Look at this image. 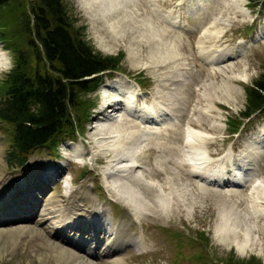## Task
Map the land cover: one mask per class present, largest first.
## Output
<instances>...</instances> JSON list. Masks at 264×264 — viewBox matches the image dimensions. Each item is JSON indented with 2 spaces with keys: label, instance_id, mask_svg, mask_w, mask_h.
I'll return each mask as SVG.
<instances>
[{
  "label": "rangeland",
  "instance_id": "obj_1",
  "mask_svg": "<svg viewBox=\"0 0 264 264\" xmlns=\"http://www.w3.org/2000/svg\"><path fill=\"white\" fill-rule=\"evenodd\" d=\"M85 1L87 0H62L64 9L73 22L71 30L79 32L94 53L121 55L117 63L118 69L101 74L102 80L97 83L95 89L82 91L78 95L77 107L71 108L76 128L71 143L63 139L59 142V138L54 139L56 140L53 141L54 144H45L34 149L28 155L29 161L28 159L23 161L22 168L7 163V151L11 144L10 126L0 120V176L7 170L8 175L11 172H15L16 175L11 174L9 178H3L2 181L0 179V185L17 179L22 171L29 170L33 165L40 167L47 161L57 163L61 166V170H65L58 184L52 181L51 186L45 188L47 196L56 198L54 208H59V212L68 203L69 196L65 199L67 189L79 190L84 195L82 197L88 195L97 200L107 199L106 196L109 193L105 191L103 180L98 177L97 172H102V177L106 181L105 185L108 186V182L112 179L108 177L110 181L107 180L105 171L110 163L108 161L110 152L107 156H104V153L102 156L100 151L99 154L94 153L97 150L95 146L97 136L93 125L99 119L103 120L105 114L117 115L119 124L126 118L123 122L126 136H121L118 140L120 143L122 141L126 143V148L131 147L128 145L133 143L132 139L141 130H151L150 133L144 131L145 141L141 143L144 146L135 151V161L140 164L138 172L143 171L144 177L152 178L151 183H156L150 191H147L151 204L147 201L146 209L143 208L144 213L137 217L117 196L114 205L108 210L113 215V220L115 217L118 221L130 218V225L127 226L123 222L114 224V221H110V215H104L103 211L96 208L92 199L83 201L82 197L77 198L76 202L70 206L71 214H76V219L74 217L76 223L73 225L69 221L64 226L82 230L75 232L76 241L71 239L69 234L61 237L66 238L65 245L59 236L53 234L54 225L51 223L60 222L64 218L63 215L58 217V213L55 215L45 213L43 210L46 204L45 197L42 199L40 194H35L36 188L28 190L34 176L31 179L28 176L26 178L28 183L25 182L22 186L25 190L24 198H26L24 207L27 208L15 209L12 205L19 199L17 190H14L13 197L10 195L7 198L1 195L2 186H0V211H15L13 218L7 216L5 220H0V230L7 229L11 232L9 235L0 234V264H78L79 261L84 264H113L116 259H122V262L118 264H240V262L248 263L249 260L252 261L251 264H264V198L254 202L241 191L245 186L243 188L241 186L216 187L211 183L205 184L188 171L175 172L173 165L166 158L170 156L177 158L183 153L178 150V141L182 139L185 131V122L192 119L194 128L202 129L203 135L208 136V139L212 138L200 150L206 151V155L209 153L214 160H220V164L222 161L230 164L233 158L243 160L250 158L252 162L257 160V163L260 160V164L257 165L259 176L264 179V148L261 149L264 146L262 140L264 115L262 110L254 111L251 116L242 117L239 114L247 104L245 86L251 84L252 80L264 70V42H259L253 35L258 19L262 21L264 18V0L260 5L248 0H240L243 5H246L245 10L249 12L245 14L240 8L236 9L231 0H113V9L108 10V14L105 13V20L98 17L95 9L91 11L86 8L83 5ZM171 19L176 20L173 25L168 23ZM215 20L219 21L212 24ZM108 23L111 24L108 25ZM183 27H190L192 30H181ZM206 28L211 32L219 29V33L210 34ZM151 33L154 34L151 35ZM211 45L220 49L216 53L213 52L214 56L222 53L223 59L208 58ZM0 52L1 90L3 89L1 79L12 65L13 58L10 49L4 47L1 41ZM34 63L35 60L29 57L27 60L29 71L34 69ZM38 67L51 72L49 71L51 67L44 60L39 62ZM171 81L175 83L171 84ZM137 85L142 86L140 93H144L145 96H133L129 88L133 91L136 89L138 92ZM124 86L127 87V92H122ZM144 87L145 90L142 89ZM156 87L160 90L162 101L168 104L174 101L173 105L170 104L168 107L172 109L173 114H176V120L165 124L168 125L167 130L165 125L156 122L160 121L157 114L154 123L145 124L141 119L138 123L135 116L131 117L134 113L130 114L131 112L126 109L129 105L149 106L137 109V112L146 116L147 111L155 109L153 104H165L155 99ZM201 93L206 94L205 97H198ZM132 98L136 100L133 104H131ZM103 100L112 102L110 107L108 106L111 110L95 111V107L97 108ZM116 102L121 105L119 111H117L118 107L116 111L113 110L116 108L114 105ZM213 102L216 106L210 107ZM195 107H199L201 111H196ZM153 112L156 113V110ZM148 118L153 119V117ZM238 118L241 119L239 129L242 128L241 126L243 128L238 131L239 133L231 134L229 131L232 127L228 123L231 119L232 123H235L234 120ZM128 119L131 125L126 124ZM167 131L168 133L165 134ZM132 133L133 135L130 136ZM164 140L166 141L164 145H167L165 147ZM67 143V146L71 147L66 148ZM172 143L175 149L178 148L177 151L166 149L170 145L172 149ZM147 145L148 148H146ZM161 145L165 159L159 162L157 158H159L158 154H161L159 153ZM256 146L259 150L252 151L251 149ZM77 147L82 152L81 158L76 157L75 148ZM232 149L236 152L239 149L240 151L233 153ZM165 150L170 152L169 155ZM246 152L249 156H246ZM94 156L98 157L95 159L97 162L93 159ZM70 157L73 161L70 160L69 165H66ZM180 158L185 159L184 154ZM242 159L239 166L244 168ZM225 167L228 169L227 165ZM235 168L232 167L231 170ZM55 178L52 180H56ZM220 178L224 180L223 175H220ZM33 183L36 184V182ZM78 184L80 187H76ZM201 185L206 186L208 190L200 188ZM160 186L164 188L162 192L159 189ZM140 188L143 189V186ZM251 189L250 184L246 187V193H249ZM82 190L86 191L87 195ZM237 190L240 192H232ZM163 194H165L164 197ZM38 197L43 200V205L32 207ZM161 202L164 205L159 207L158 203ZM253 206L263 210L260 217L255 218L251 214ZM223 210L231 213L230 216L238 224L236 238L241 237L243 229L248 232L249 242L252 238L250 234L253 232L256 234L253 247L245 248L244 253L239 251L234 243L227 242L228 239H221L215 234L217 226L221 224ZM133 218L137 221L135 222ZM103 221L105 222L102 223ZM244 226L247 228L249 226V229H245ZM15 228L18 229L11 231ZM118 229L120 234L115 236V231ZM124 230L127 237L121 238ZM78 232L85 233L87 237L81 240ZM58 234L61 236L59 232ZM101 234L103 248L97 254L105 255L106 258L91 259L75 250L74 247H78L82 251L86 250V254H95L96 245L101 241ZM227 234L229 237L230 232ZM127 238L140 243L130 246L125 244ZM92 243L96 245L91 246Z\"/></svg>",
  "mask_w": 264,
  "mask_h": 264
},
{
  "label": "trees",
  "instance_id": "obj_2",
  "mask_svg": "<svg viewBox=\"0 0 264 264\" xmlns=\"http://www.w3.org/2000/svg\"><path fill=\"white\" fill-rule=\"evenodd\" d=\"M72 23L62 0H0V41L13 58L0 90V119L10 126L9 164H21L33 149L71 133V108L80 92L93 89L101 73L118 69L121 55L94 53L79 32H72ZM29 57L35 60L30 71ZM42 60L51 72L38 67ZM245 92L247 104L239 114L262 110L264 115V70ZM234 122L228 123L232 130L241 119Z\"/></svg>",
  "mask_w": 264,
  "mask_h": 264
},
{
  "label": "bare ground",
  "instance_id": "obj_3",
  "mask_svg": "<svg viewBox=\"0 0 264 264\" xmlns=\"http://www.w3.org/2000/svg\"><path fill=\"white\" fill-rule=\"evenodd\" d=\"M241 1L240 0H231V3L236 6V9L240 8L241 11L245 14L248 11L245 10V6L243 5V3H241ZM83 5L86 8H88L89 10H91V11H93L95 9L97 11L98 17H100V19H102V20H105L106 19L105 18V15H106L105 13L108 14V10L112 11V9H113V0H87V1H85V3ZM229 16H227L228 19H229ZM220 17H222V16H220ZM216 21H219V20L212 21V24H214L213 22H216ZM174 22H176V20H174V19H171L169 21V23H174ZM110 24L111 23H108V25H110ZM149 24H150V22H149ZM114 28H115V26H114ZM221 28H223V27L221 26ZM204 30H205V28H204ZM218 31H219V29H217V31H214V32H211V31H209V32H210V34H212V33H215V32L217 33ZM220 32H221V30H220ZM153 34L154 33H151V35H153ZM151 35H149V36H151ZM217 36H219V34ZM160 38H162V37H160ZM211 47H212L211 48L212 50L210 49L211 53L208 54L209 55L208 58L209 59H213V60L214 59H216V60L223 59L224 55H222V53L220 55H218V56L217 55L214 56V53L218 52V50H220V49L218 47H214L213 45H211ZM200 53H202V52H200ZM0 56H1V52H0ZM155 57H157V55ZM167 57H169V56H167ZM243 77H244V79L246 78L245 75ZM172 78H174V77H172ZM174 83H175V81H171V84H174ZM126 89H127V87L124 86V89H122V92H127L128 90H126ZM156 89H157L156 90L157 93L155 94L156 95L155 99L159 100V102L165 103V104L160 103V105H163V106L165 105L166 107L170 106V104L173 105L174 101H172L173 103H170V104H168V102L162 101L161 96H160V90L157 87H156ZM198 95H199L198 97H201V96L205 97L206 94L201 93V95L200 94H198ZM190 100H192V99H190ZM135 102H136V100L132 98L131 104H133ZM114 105H116V108L113 109L115 111L117 110V107L121 108V105L119 104V102L114 103ZM108 106L110 107V105H108ZM108 106H107V109L111 110V108H108ZM213 106H216L215 102L210 104V107H213ZM195 108H196L195 109L196 111H198V110L201 111V109L199 107H195ZM126 109H127V111L132 112V114L134 113L135 117L138 120L141 119L142 122H144L145 124H148L150 122L151 123L155 122V119H152V120L150 119L151 120L150 121L149 118H146V116L143 113H140V112L135 113L136 109H134L133 106L129 105ZM162 109H160L159 107L156 108V106H155L154 110H156V114L160 118V121H156V122L158 123V122H162L163 121L162 125H165L166 123H169L170 121H167L166 119L165 120L162 119V116H163L162 113L164 112ZM140 110L141 109H139V111ZM147 110H149V109H147ZM154 110L150 109L149 112L150 111L151 112L148 113V114H153ZM174 111H175V109H174ZM176 113H177V111H176ZM178 114H179V112H178ZM171 115H173L174 118H176V114L175 113L173 114V112H171ZM104 116H105V118L103 120L99 119L98 122L95 125H93V128H96L95 135L97 136V137H95L96 138L95 139V146L97 147V150L94 153L95 154H97V153L99 154V151H100V154L102 156H103L102 153H104V156L105 155L107 156L108 152H110V159L108 160V161H110V163H108V166L106 167V171H105L107 178L110 177L112 179V181L108 182L109 183L108 187L113 189L114 193L117 194V196L120 199H122V201L127 205V209L131 210L132 214H135L137 217H140V216H142V213H144L143 208L146 209V207H147L146 206L147 205L146 202L149 201V204H151V202L149 200V197L147 196V191H150L151 188L156 183L155 182H154L155 184L151 183L150 179H152V178L144 177L145 175H144V173H142L143 172L142 170H141L142 171L141 173L138 172L140 164H137L136 161H135V151H136V149L142 147L143 144H141V143H143V140H144L143 138H145V136H146L145 132L147 131L148 133H150L151 130H145V129L141 130L140 133L136 134L137 138L134 137L132 139L133 143L131 145H128V146H131V147L126 148V143H123V141L121 143L118 142L119 137L125 135V130L123 129L124 128L123 127V125H124L123 122H124V120L126 118L123 119L122 123L119 124V119L117 118V115H113L114 117L112 115H109V116L108 115H104ZM177 117H179V116L177 115ZM168 118L170 119V116H168ZM174 120H176V119H174ZM127 123L129 125H131L130 119L126 120V124ZM167 126L168 125H165V129L167 128ZM193 126L194 125H192V119H189V120H187L185 122V128L186 129H185L184 139L182 138L184 140L183 144H182L183 148L181 147V142L182 141L179 139L180 141H178L179 142L178 143L177 140H176V142L179 145V147H178L179 149L178 148L177 149L181 150L183 152L182 154H184L185 159L180 158L181 155H182L180 152L179 153L181 155H179L177 158H176V156L175 157H171L170 156V158L166 157L168 159V162L173 165L174 170H176L175 172L181 171V172L186 173V171L189 170L188 172H190L192 174H196L197 175L196 177L200 176V178H203L204 181H209V179H206V176L208 175V176H210L213 179L214 178L218 179V180L214 179L215 181H212L213 184H217L218 186H222L224 188H229L231 186H233V187L241 186L243 188L245 186L243 188V190H241V191L245 194V196H247V198H249V199L251 198L254 202H259L261 200V198H264V179H262L259 176V168L257 166L259 163H257V160H256V162H252L251 161L252 159H250V158H245V160H243L242 158H240V159L233 158L232 162L230 164L229 163L225 164V162H223V161L220 164V160L216 161V160H214V158H210L211 155L209 153H208V155H206V151L204 152V151L200 150V148L203 145H205V143L209 142V140H212V138L209 137V139H208V136H206L205 134L203 135L204 131L202 129H197V128H194ZM217 126H219V125H217ZM123 130H124V132H123ZM128 133H131V132H128ZM167 133H168V131L165 134H167ZM132 135H133V133L130 134V136H132ZM178 136H180V133H179ZM262 140L264 141V138ZM173 142H174V140H173ZM164 143H166L165 140L163 141V145H164ZM165 146H167V145H164V147ZM171 147H172V145L168 146L166 149L171 150V151H177V149H175V145L174 144H173V148L172 149H171ZM146 148H148V145H147ZM263 148H264V146L261 149H263ZM162 150H163V147L161 145L160 146V151H159V153H161V154H158L159 158H157V161H159V162L162 161L163 159H165L164 158L165 157V153H162ZM251 150L252 151H258L259 148L256 146V147H253ZM75 151H76V157H80L81 158V156H82L81 150L77 147V148H75ZM166 152L169 155L170 152L169 151H166ZM245 154H246V156H249L247 152ZM241 156L245 157L244 154H241ZM241 159L244 161V164H243L244 168L243 167L241 168L239 166L241 164V161H240ZM159 162H158V166L160 167ZM189 164H190V166H189ZM187 165L189 167H186ZM225 165H227L228 169L225 167ZM52 166H54V165H47V166L46 165H41L40 167L39 166L37 167V166L33 165V167L30 168L29 170L22 171L20 173V175H18L17 179H13V178H12L13 180L9 179V180H11V182L7 186L1 185L2 186L1 195L2 196H6L7 198L10 195L13 197L14 190H17V196H18L19 199L17 200V202H14L15 204H13L12 206L15 209H19L20 207L27 208V207H24L26 198H24L25 197V190H24V188L22 186L26 182V180H27L26 178L28 176H30V179L34 176V178L30 181L31 184L29 183L28 190H32L33 188H36L37 191L41 193V197H45L46 204L43 207V210L45 211V213L53 214V215L58 213V217L62 216V215H63V217H65L66 215H68V213L71 214L72 207H70V206L73 203L76 202L77 198H80V197H82L84 195L79 190L71 188V190L68 193L69 194L68 195L69 196V200H68V203L65 205V207H62L60 212L58 210L59 208L58 209L54 208L55 207L54 203L56 202V198L54 196H47L45 194L46 184L42 185V183H47L46 181H51L52 179H54L56 177V173H57L56 170L55 171H49L48 170V167H52ZM232 167H236V168L231 170ZM55 168L58 171H61V166L60 165H55ZM230 170H231V172H230ZM33 171H34V173H33ZM12 174H13V176H16L15 172L12 173ZM178 174H176V175H178ZM220 175H223L224 180H222V178H220ZM226 176H227L228 179L226 178ZM4 177H5V174L4 175L2 174V177H0L1 181H2V179ZM33 182H36V184H34ZM249 182H251V183H249ZM26 183H28V182H26ZM250 184H251V188L252 189L250 191H248L249 193H246L247 192L246 187L250 186ZM140 186H143V189H141ZM201 187L204 190H208V188L206 186H204V185L203 186L201 185L200 188ZM18 188H19V190H18ZM36 189H35V191H36ZM159 189L162 192L164 188L160 186ZM145 191H146V193H145ZM232 192L233 193H238L240 191L237 190V191H232ZM164 196H165V194H163V197ZM82 198L84 199V200L82 199L83 201H87V199H88L87 196L86 197H82ZM169 201H167V202H169ZM163 202L166 203V201H163ZM163 202H161L160 204L158 203L159 207H162L164 205ZM176 204H177V202H176ZM131 207H132V209H131ZM152 210H154V209H152ZM262 211L258 210L254 206L251 208V214L255 218L260 217L262 215L261 214ZM103 214L105 215V213H103ZM230 214L231 213H229L228 211L224 212V210H223V215H222V219H221V222H220L221 224L219 226H217V228L215 230L216 231L215 234L219 235L218 237L221 238V239H224V238L228 239L227 242L234 243L237 246V249H239V251H241V252H243V250L245 251V248L247 249L248 247L249 248L253 247V243H254V241L256 239V234L254 232L250 234L252 238L250 240L251 242H249V236L247 235L248 232H246V230L244 231V229H243L242 233H241V237L240 238H236V236H237L236 232H237V227H238L237 225L238 224L235 223V220H233V218H232V216H230ZM70 222H72L73 225L76 223L74 218H72V220ZM104 222L105 221H103L102 223H104ZM246 228L247 227H245V229ZM17 229L18 228H15V229H12L11 231H16ZM247 229H249V226H248ZM125 232L126 231L124 230L121 238L127 237L125 235ZM228 232H230L229 237H228V234H227ZM10 233H11L10 230H7V229L0 230V234L9 235ZM119 234H120V230L118 229L117 231H115V236H118ZM138 243H140V241H135V240L132 241L131 238H127V241H126L125 244H129L130 246H133V245L136 246ZM121 262H122V259H116V260H114L113 264H118V263H121ZM78 264H84V262L79 261Z\"/></svg>",
  "mask_w": 264,
  "mask_h": 264
}]
</instances>
